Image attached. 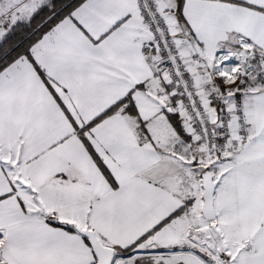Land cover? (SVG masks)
<instances>
[{"label":"snow or ice","instance_id":"snow-or-ice-1","mask_svg":"<svg viewBox=\"0 0 264 264\" xmlns=\"http://www.w3.org/2000/svg\"><path fill=\"white\" fill-rule=\"evenodd\" d=\"M0 264H264V0H0Z\"/></svg>","mask_w":264,"mask_h":264}]
</instances>
